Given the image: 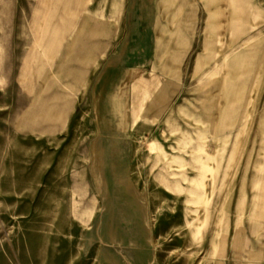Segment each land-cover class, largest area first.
I'll return each mask as SVG.
<instances>
[{
    "label": "rangeland",
    "instance_id": "374dc122",
    "mask_svg": "<svg viewBox=\"0 0 264 264\" xmlns=\"http://www.w3.org/2000/svg\"><path fill=\"white\" fill-rule=\"evenodd\" d=\"M124 1L0 0V264H257L264 0H162L165 19L192 23V117L89 133L93 115L61 117L49 97L54 35L133 13Z\"/></svg>",
    "mask_w": 264,
    "mask_h": 264
},
{
    "label": "crops",
    "instance_id": "0c3cea01",
    "mask_svg": "<svg viewBox=\"0 0 264 264\" xmlns=\"http://www.w3.org/2000/svg\"><path fill=\"white\" fill-rule=\"evenodd\" d=\"M162 3L125 0L134 12L121 19L89 14L78 29L56 30L55 93L49 97H56L61 117L80 110L95 117L89 133L109 135L153 131L192 117L181 66L192 48V23L170 19L174 14L165 19L158 8ZM232 97L240 96L233 92ZM95 144L85 149H102ZM260 208L253 213L263 214ZM248 231V260L264 264V222L250 223Z\"/></svg>",
    "mask_w": 264,
    "mask_h": 264
},
{
    "label": "bare ground",
    "instance_id": "6f19581e",
    "mask_svg": "<svg viewBox=\"0 0 264 264\" xmlns=\"http://www.w3.org/2000/svg\"><path fill=\"white\" fill-rule=\"evenodd\" d=\"M178 46V45H177ZM183 57V56H182ZM238 58L240 57V56H237ZM176 62H177V60H176ZM175 63V62H174Z\"/></svg>",
    "mask_w": 264,
    "mask_h": 264
}]
</instances>
